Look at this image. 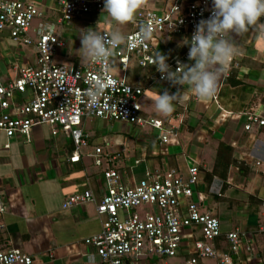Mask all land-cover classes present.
Here are the masks:
<instances>
[{"label": "crops", "instance_id": "1", "mask_svg": "<svg viewBox=\"0 0 264 264\" xmlns=\"http://www.w3.org/2000/svg\"><path fill=\"white\" fill-rule=\"evenodd\" d=\"M22 1L37 6L43 13L40 22L52 25L55 16L61 15L57 0ZM88 15L104 24L115 23L103 12ZM39 23L33 25V31ZM259 23H264V17ZM231 35L238 54L232 57L229 67L218 74L217 89L210 99H198L187 85L173 86L149 79L152 74L149 68L131 66L129 81L144 90L143 114L165 122L171 118L177 126L178 136L166 144L153 128L89 118L83 120L84 132L95 130L96 134L85 132L87 144L79 149V161L71 162L74 150L71 138L63 132L53 135L48 125L34 127L30 141L22 135L9 139L0 131V194L7 203L6 212L0 215V224L4 226L0 248H20L32 256V264H101L94 247L85 240L102 230L105 219L97 214V205L108 189L104 169L115 168L121 184L128 187L136 185L148 172L173 167L186 175L189 166L197 165L199 185L194 199L198 200L204 192L207 207L203 206V210L215 213L224 233L235 228L245 233L252 246L250 252L241 246L239 253L232 255L235 262L264 264V126L255 124L251 130L244 126L247 112L253 111L264 119V35L259 28H250L242 36ZM5 40L11 45L6 55H13L14 64L34 62V48L14 42L6 32H0V41ZM184 40L183 36L166 37L161 46L164 54L180 55L187 47ZM61 41L63 45L55 56L57 62L77 66L87 63L79 57L78 41ZM22 45L26 49L23 50ZM2 58L0 53V60ZM182 64L191 65L194 61ZM141 78L148 81H138ZM165 90L170 94L182 92L183 97L175 102L174 111L167 116L158 114L153 104L157 92ZM110 124L118 127L109 128ZM127 137L135 143L132 154ZM7 143L9 148L5 147ZM96 147H101L107 155L101 156V166L94 162ZM133 157L134 164L129 165ZM86 190L92 192V200L63 207L70 194ZM233 214L234 224L231 222ZM185 233L200 237L198 227L189 228ZM216 244L228 251L223 236ZM188 245L183 244L182 254L169 260L170 264L182 263L188 254ZM206 263L215 264L214 261Z\"/></svg>", "mask_w": 264, "mask_h": 264}, {"label": "built area", "instance_id": "2", "mask_svg": "<svg viewBox=\"0 0 264 264\" xmlns=\"http://www.w3.org/2000/svg\"><path fill=\"white\" fill-rule=\"evenodd\" d=\"M155 9L142 7L129 22L130 31L123 34L124 43L113 49L109 66L89 62L82 66L57 62V49L63 45L53 24L40 22L33 31V22L42 19L43 13L32 2L0 0V32L17 43L35 49L32 64H13V78L0 82V131L7 138L22 135L31 140L32 129L40 125L51 127V133L67 134L74 150L71 162L80 159L79 149L87 144L88 136L83 120L109 119L150 127L158 131L163 144L178 136L177 126L169 118L166 122L145 116L142 108L143 87L129 81V70L134 64L140 69H150L149 79L170 83L163 79L152 64L166 37L183 36L190 40L196 25L208 19L212 12V0H152ZM61 15L56 21L60 26L77 17L93 12H103L104 0H57ZM151 26L152 38L138 42L142 27ZM109 34L110 32H102ZM189 45L180 55L167 59L175 71L188 59ZM233 58L225 67L228 68ZM116 70V71H115ZM115 83L107 88L97 106L87 103V90L102 74ZM142 80L141 79H138ZM245 129L253 125L264 126V119L253 111L245 114ZM10 144H5L9 148ZM96 166L103 164L101 147L95 148ZM199 167L191 165L186 175L179 169L168 167L148 172L136 185L121 184L115 168H107L103 176L107 191L97 205V214L104 216L102 230L85 240L94 247L101 264H170L171 259L182 254L183 244L189 243L188 254L181 264H237L233 254L241 246L252 250L245 233L238 228L223 232L221 222L212 212L198 206L196 187L199 185ZM93 199L90 190L70 194L64 208ZM202 204V203H200ZM264 208V201L262 202ZM7 210V203L0 194V215ZM198 227L200 237L185 230ZM4 226L0 224V233ZM224 237L228 251L221 250L216 241ZM156 259H158L156 261ZM33 258L20 248L1 249L0 264H32Z\"/></svg>", "mask_w": 264, "mask_h": 264}, {"label": "clouds", "instance_id": "3", "mask_svg": "<svg viewBox=\"0 0 264 264\" xmlns=\"http://www.w3.org/2000/svg\"><path fill=\"white\" fill-rule=\"evenodd\" d=\"M146 3L147 0H104L102 11L109 21L124 25L132 22L137 11ZM261 17H264V0H212L210 17L200 20L190 40H184L189 45L188 59L194 64H181L173 71L167 63L168 57L158 50L152 57V64L173 86L187 85L198 99H210L217 89L218 74L224 71L228 60L238 54L231 34L242 36L250 28H259L264 35V23H259ZM151 38V26L142 27L138 42ZM125 39L118 30L109 34L91 28L81 30L79 57L83 61L108 67L113 49ZM114 83L106 73L100 75L85 90L87 103L97 106L105 90ZM181 93L157 92L153 101L155 111L165 116L171 114L175 102L183 98Z\"/></svg>", "mask_w": 264, "mask_h": 264}, {"label": "rangeland", "instance_id": "4", "mask_svg": "<svg viewBox=\"0 0 264 264\" xmlns=\"http://www.w3.org/2000/svg\"><path fill=\"white\" fill-rule=\"evenodd\" d=\"M156 7H157V4H156V2H153V1L147 3V5L145 4V8L155 9ZM59 16L60 15L57 14L55 16V18L53 19V22H52L53 27L55 28V31L59 35L60 39L69 40V41L72 40L75 42L78 41L79 42V49L81 48V41H80L81 30H87L89 28L98 30L100 32L101 31L112 32L114 30H118L122 34L130 31V26L128 25V23L124 24V25H118L116 23L104 24L97 17H95L93 15H90V16L88 15V16H84V17H77V18H74L73 20H71L69 22H64L63 26H60L56 23V20L59 18ZM39 22H40V19H36L33 22V25H37ZM10 47H11V45L8 43V41H6V40L3 42L0 41V53L3 56L2 60H0V82L1 83H6L10 79V77L13 78L12 67H13V64L15 62V59H14L13 55L12 56L10 54L6 55V53L10 51L9 50ZM22 49L23 50L26 49L24 47V45H22ZM20 62H23V61H20ZM63 63H66V61H63ZM20 65L23 66L22 63ZM147 81H148V79H145V80L142 79V83L147 82ZM116 124H118V123H116ZM116 124H114V125L110 124L109 128L110 127L115 128L116 126L118 127V125H116ZM88 131H89V133L96 134L95 130H85L86 133ZM123 133L125 134V132H123ZM95 140H97V139L95 138ZM99 141H102V140H98V142ZM68 142H70V140ZM126 142H128V147L130 148L129 151H130V154H132L133 152L131 149H134L135 143L133 142V140L131 138H128V137L126 138ZM101 143H103V142H101ZM172 150H173V148L171 149V151ZM134 158L135 157L132 158L131 162L128 161L129 165L134 164ZM128 175L131 176L129 171H128ZM205 200H207L206 194H204V192H201L199 195V198H198V201H199L198 206L199 207H203V206L207 207V202ZM200 203H203V204L201 205ZM231 222L233 224L236 222L234 220V214L232 215ZM240 224H244V222H241ZM142 264H150L149 259H144Z\"/></svg>", "mask_w": 264, "mask_h": 264}, {"label": "trees", "instance_id": "5", "mask_svg": "<svg viewBox=\"0 0 264 264\" xmlns=\"http://www.w3.org/2000/svg\"><path fill=\"white\" fill-rule=\"evenodd\" d=\"M173 55H174V53H170V54L167 53L166 56H167V57H171V56H173ZM227 166H228V164H227ZM227 166H226V167H227ZM215 171H217V169H215ZM221 174L224 175V173H221ZM224 176H225V175H224Z\"/></svg>", "mask_w": 264, "mask_h": 264}]
</instances>
